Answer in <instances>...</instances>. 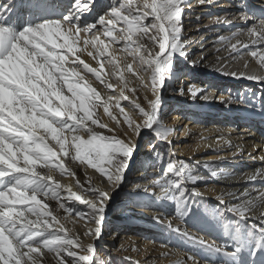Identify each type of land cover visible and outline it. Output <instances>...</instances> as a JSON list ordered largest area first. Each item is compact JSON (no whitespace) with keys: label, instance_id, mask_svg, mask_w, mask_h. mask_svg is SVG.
<instances>
[{"label":"snow or ice","instance_id":"obj_1","mask_svg":"<svg viewBox=\"0 0 264 264\" xmlns=\"http://www.w3.org/2000/svg\"><path fill=\"white\" fill-rule=\"evenodd\" d=\"M188 6L189 0L108 4L103 0H5L0 4V264H41L45 253L54 254L57 264H103L96 258L95 241L103 235L115 196L127 186L126 174L139 148L136 141L145 130L151 138L145 145L150 154L144 163L159 166L160 175L153 178L151 190L143 191L155 195L158 189L162 195L157 202L170 204L178 223L186 225L189 217L197 215L204 196L196 185L207 177L200 175L198 165L172 151L177 129L161 117L163 91L175 79L179 64L189 60L184 37ZM259 11L260 16L256 11L244 13L245 21L253 22L246 32L254 45L264 44V8ZM217 39L241 59L245 54L258 56L257 50L238 39L237 32ZM259 64L264 69V54L259 55ZM218 71L264 83V74L227 67ZM93 77L106 95L93 86ZM112 77L116 83L110 82ZM117 88L118 96L113 95ZM138 89L144 91L147 107L130 101V115L120 101L129 100V92L135 96ZM188 92L193 99L198 95L193 85ZM113 107L122 120L113 114ZM99 109L115 128L101 121ZM259 111L264 114V103ZM203 140L208 148L221 141L233 148L223 136L212 143ZM161 146L169 149L167 158ZM69 159L94 169L102 178L100 183L86 179L87 187L81 184L67 166ZM204 168L214 177L231 176L223 168L217 171L207 164ZM57 173L71 178L78 191L57 181ZM258 176L264 179V169L248 179ZM139 186L140 182L133 185ZM227 195L232 199L221 194L214 207L204 210L222 234V244L209 243L171 222L166 225L192 245V251L176 264H200L198 252L215 258L205 264H264V212L254 215L264 205V192ZM130 199L136 207L145 206L135 197ZM48 201H55L58 209L53 210ZM66 202H78L86 210H74ZM60 209L67 215H56ZM153 219L163 223L160 216ZM67 221L82 223V233L70 235ZM85 239L93 242L85 244ZM162 255L169 257V253Z\"/></svg>","mask_w":264,"mask_h":264},{"label":"bare ground","instance_id":"obj_2","mask_svg":"<svg viewBox=\"0 0 264 264\" xmlns=\"http://www.w3.org/2000/svg\"><path fill=\"white\" fill-rule=\"evenodd\" d=\"M11 2V0H8ZM5 0H0V4H4ZM214 4H217L215 6ZM203 7H209L207 9H202ZM264 8V0H209L206 4H200L199 0H195L189 3V6L185 8V18H184V27L186 25L193 26L186 33L184 31V37H188L189 40L186 41L188 44V54H191V59L189 58V67L192 71V76L183 80V86L181 85V90L178 93L184 95L183 91L188 92L189 85H193L198 90V95L193 99L190 95V98L187 100L180 99L181 106L177 107L180 113H177L173 117V123L171 127L176 126L177 134L173 137V150L177 154V157L187 160H195L200 162H218L228 165H236L234 172H228L227 167L223 168L226 174H231L230 178H226L225 175H221L220 178L212 179L213 183L221 184L223 187L215 188L214 190L210 187H198L197 189L202 192L204 195L211 196L216 200V197L224 194L225 198L231 200L232 198L227 195V193H236L237 195L249 192L256 194L262 192L261 188H255L251 186L253 183L258 186H264V179L257 177L256 180H249L248 177L260 169H264V114H262L259 109L261 104L264 103V83L259 81H251L245 78H233L231 76L223 75L218 69L222 67H227L230 71L237 72H247L254 73L257 75L264 74V69L261 68L259 64V55L264 54V44L254 45L251 43V39L247 35V28L253 23L252 21H245L244 13L248 11H256V15L260 16V9ZM198 13L201 12V15H190L188 12ZM185 20L187 22H185ZM202 22H206L203 23ZM258 23V21H257ZM189 26V27H190ZM233 32L238 33V39L242 43H247L250 48L257 50L258 56L256 58L251 57L250 55L245 54L241 59L235 53H231L228 45L221 44L217 45L219 36L230 37ZM236 40H232V43H235ZM219 44V43H218ZM225 48L224 51L220 49ZM247 53V49H242ZM119 55V54H118ZM86 62L92 64L94 67L98 65L91 60V58L83 55ZM131 60V57L128 58ZM185 61V62H188ZM245 63L248 64V67L245 68ZM194 65V66H193ZM203 72L206 74L208 83L202 84L201 80L205 77L198 76L194 70ZM109 71V69H107ZM126 77L131 79V74H126ZM107 79V77H106ZM93 80V86H97L98 90L102 92V95L107 94V90H104L102 86L98 85L97 82ZM224 83L227 87H240L245 96H248L249 107L242 106L241 103H229L227 106H223L225 101H229L230 97L225 96L220 88ZM110 82L113 83V81ZM214 85H218L214 87ZM119 89L114 94L118 93ZM128 94V93H127ZM171 95H176L172 93ZM262 99V103L256 102V97ZM130 96L129 98H131ZM137 97V95H135ZM174 97V96H173ZM207 97V99H205ZM170 99L167 96L162 97V103H166V100ZM172 99V98H171ZM215 99H218L217 102H214ZM244 100V99H243ZM126 101V100H123ZM218 105L220 102V107L223 110H228L230 113L227 117L220 110L219 112H210L208 115L201 120L199 115H193L189 118L192 113H198L199 108L195 105H208V103ZM127 103L130 104L128 100ZM252 103V104H251ZM260 106L259 109H253L257 105ZM204 107V106H203ZM225 112V111H224ZM133 114L131 111L129 112ZM224 115V116H223ZM234 119H232V118ZM103 121L112 126L111 121L103 114ZM169 123V122H168ZM224 137V140H231L233 148H228L223 141L219 144L212 143L217 137ZM203 138H207V143H212V147L208 148L207 144L204 142ZM137 143V141H136ZM236 146H239L237 148ZM242 148L243 151L240 152L239 149ZM149 150V149H148ZM233 152H237V155L233 156ZM141 153V150H140ZM145 152H142L143 154ZM244 162V163H242ZM241 163V164H240ZM84 171L87 172L86 167ZM144 176L147 177L148 172H143ZM156 173V172H155ZM142 177V175H141ZM235 178V179H232ZM55 179L62 184L73 186V190H77L75 182L71 178L61 177L58 173L55 176ZM152 180L149 182L150 190L152 189ZM214 184V185H215ZM145 187V186H144ZM149 189V188H148ZM156 192V190H155ZM264 192V191H263ZM145 193H152L143 192ZM159 196L162 193L159 191ZM141 195V194H140ZM168 205L167 202L164 203ZM163 207H167L165 205ZM264 212V205H261L256 208L254 215L259 216ZM142 214L145 217L152 218L154 221L155 216H160L164 225L171 222L173 227L179 226L181 229L186 228L190 234H196L201 236L205 241L211 243L215 241L218 244L224 242V238L220 233L209 234V233H200L194 228H191L188 224L178 223L177 219L173 215L167 214L164 211L156 210L153 208H146L140 211L139 215ZM128 211L119 212L116 215H112V218L120 220L127 217ZM71 219V218H70ZM78 225L83 227L82 223L66 225L67 228L71 229L69 234H75L78 231ZM126 228V226H124ZM105 241H107L108 247L112 246L110 243H115L119 238H117L118 231L111 227H105ZM128 230H130L128 228ZM169 235L167 247L161 248L159 243H153V241L148 243H141L139 238L136 236L128 237L122 235V239L126 240L131 247L141 248L144 251V257H160V264H176L177 261H182L185 259V252L192 251V245L187 243L179 242L180 240L171 239V235L176 238L179 237L177 233L167 231ZM158 237V236H155ZM172 237V238H173ZM121 239V240H122ZM170 239L172 241H170ZM186 240V239H185ZM106 249V248H105ZM112 250V249H109ZM164 253H169L167 259L163 258ZM104 257V255H103ZM159 259V258H158ZM197 259L200 264H205L206 260L215 259L214 257L209 256L204 252L197 253ZM158 262V263H159Z\"/></svg>","mask_w":264,"mask_h":264},{"label":"rangeland","instance_id":"obj_3","mask_svg":"<svg viewBox=\"0 0 264 264\" xmlns=\"http://www.w3.org/2000/svg\"><path fill=\"white\" fill-rule=\"evenodd\" d=\"M193 1H195V0H189V3L193 2ZM103 2L105 4H108L109 2H115V0H103ZM214 5L217 6V4H214ZM207 8H209V7H203L202 9L204 10ZM201 12L202 11H199L198 13L195 14V13L190 11L188 13L192 16L193 15L199 16V14H200V16H203V14L201 15ZM185 22H187V21L185 20ZM203 23H206V22H202V24ZM189 26L190 25H188V26L186 25V28L184 27L186 33L189 31V29L193 28V26H190V27ZM185 40L187 41V40H189V38L185 37ZM221 44H223V43H221L219 41L217 42V45H221ZM225 48L227 49L228 47L224 46L220 50L224 51ZM155 50L156 49L154 48L153 51H155ZM191 57H192L191 54H189L190 60H192ZM189 69H191L189 67V61L188 62H181L177 68L175 79L163 91V96H167L168 98L170 96V99L166 100V103H164V104L162 103L161 117L163 118L165 124L170 126V127L173 126L172 125V123H173L172 119H173L174 115L182 112V111H179L177 109V107L181 106V103H180L181 100L180 99L185 98L184 100H187L188 98H190V95L188 96V94L186 93L187 91L186 92L183 91L184 95L179 96V94H178L181 90L180 87L183 84V80L191 77L193 74L192 71L190 72ZM194 70L198 76L202 75L203 77H205V79L201 80V83L203 85L208 83L207 78H206V74H204L203 72L200 73V71H196L195 68H194ZM109 71H110V69H109ZM92 79H94V77ZM110 79H111V81H113V83H116V80L114 77H112ZM220 82H221V80H220ZM222 84L223 85L220 88H222V92L225 94V96L230 97V100H240V98H243L244 100H242L241 102H235V103H241L242 106L249 107V105H248L249 103L245 101V100H248V96L244 95V93L240 87H227L224 85V83H222ZM217 86L218 85H214V87H217ZM118 93H119V91H118ZM172 93H176V95H171ZM113 95L118 96L119 94L113 93ZM127 95L129 97L132 96L131 98H129V101L135 100L136 102L140 103L141 106L147 107V103L145 100V93L142 89L137 90V92H136L137 97L133 96V94L131 92H129ZM149 98H151V97H149ZM255 99H256V102H259V104L262 103V99H260L259 96L256 97ZM127 101L121 100L120 103L122 106H125V111L130 112V104L127 103ZM217 101H218V99L214 100V102H217ZM114 103H115V101H113V104ZM210 103H208V105H204V104L203 105L198 104V106L195 105V107L199 108V110H198L199 112L197 114L192 113L189 116V118L193 115H199L198 117L201 118V120H202L203 118H205L208 115V113H210V112L215 113V112H219L220 110L225 115V116L223 115L224 117H227V115H229L228 113H230V112L228 110H223L222 107H220V105H219L220 102L217 106L214 105L213 103L212 104H210ZM228 104L229 103H225V104H223V106H227ZM259 108H260V106L257 105L253 109L255 110V109H259ZM111 110L113 111L114 115H117L118 119L122 120V117L119 115L118 109L113 107ZM98 114L101 118V121L104 122L103 121V110L99 109ZM230 118H232V117H230ZM232 119H234V118H232ZM111 124H112L111 127H113V128L116 127L114 122L111 121ZM174 128L176 129V126H174ZM96 130L101 131L100 129H96ZM117 134H120L119 129H117ZM150 138L151 137H150L149 133L145 130L144 132H142L141 137L137 139V144H138L139 148H138V151H137L136 155L134 156V158L131 162L130 170L126 174L127 186L123 187V191H121L118 195L115 196L114 203L112 204V207H111V211L108 214V218L105 222L104 229H105V227L114 228L115 230L118 231L117 238H119L120 236H121V238H119L113 244L110 243V245H112V246L108 247L109 243H107V241L104 240L105 236L107 234L105 233V230H103L102 237L95 241V245H96V249H97L96 258L98 261H103V264H160V262L158 261V260H160V257H152V256L151 257H146V256L144 257L143 249L137 248V247H131L132 245H129V243L126 242V240L122 239V235H126L128 237H131V236L135 237L136 236V238L140 239V242L142 241L141 243H148L151 241H156V243H159V244L163 243L165 245H168V243H167L168 241H165V240H167L166 238L169 239L170 234H168V232H167L169 230L164 225L158 224L155 221H152V218L145 217L142 214L139 215L140 211H142L143 209L153 208L156 210L164 211L167 214L173 215V217H174V208L170 204L165 205L164 204L165 202H157V196H159V194H158L159 190L158 189H156L155 195H153L152 193H145V194L143 193L144 192L143 189H145V188L150 189V187H148V186H150L149 182L151 181V179L158 177L160 175V167L159 166L153 168V167H150L148 164L144 163L148 159V155L150 154V150L146 149V147H145L146 142ZM140 150H141V153L142 152H145V153L141 154ZM160 150L164 154L165 158H167L169 149L166 146H161ZM172 151H174L173 148H172ZM185 161L189 164H192V165H198L200 175L207 177V179L199 181V183L196 185L197 188L198 187H210V188H212V186H215V188L216 187L217 188L223 187V185H221V184L216 185L212 181V179H214V178H220L221 175H218L215 177L212 176L209 169L204 168L205 164L215 168L217 171H219V169H220L219 167L225 166V167H227L228 172H234L233 170L236 167V165H228V164L218 163V162H210L209 163V162L195 161V160H191V159H187ZM242 163H244V162H242ZM67 166L72 171L76 172L77 178L80 180L81 184H83L85 187H87V184L85 183L86 179L90 180V182L92 184H99L101 179H102L100 177V175L94 169H90L84 165H80L78 162L73 163V162H71L70 159L67 161ZM84 167H86L87 172L84 171L85 170ZM141 171L142 172H148L150 174H148L147 177L144 175H142V177H141ZM232 179H235V178H232ZM136 182H140L139 189H135L133 187V185ZM251 186H253L255 188H261L262 192L264 191V186H258L255 183H253ZM215 188H212V189L214 190ZM137 192H138V195H137ZM258 193H261V192H258ZM253 195H255V194H253ZM203 196H204L203 203L200 206V208L196 210L197 215L195 217H189L187 219V224L191 228H194L197 231H199L200 233H209V234L218 233L219 231L204 216V210L214 207L217 204V201L211 196H207L204 194H203ZM130 197H135L137 201L142 202L145 206L142 208L134 206L133 203L131 202ZM48 203L53 210L58 209V205L56 204L55 201H48ZM163 204L167 207H163L162 206ZM66 206L72 207L74 210H86L84 208V206L80 205L78 202H74L71 204H68L66 202ZM122 211H128L129 215L125 218L120 219V220H116V218L111 219L112 215H116ZM55 214L58 216L67 215L66 213H64V211L62 209L55 211ZM65 224L69 226L72 223L70 221H67V222H65ZM124 226H126V228ZM128 228L130 230H128ZM77 229L79 232L82 233L83 227H80L78 225ZM220 235L222 236L221 233H220ZM155 236H158V237H155ZM175 236L177 237V235H175ZM175 236L173 237L171 235L170 237H171V239H175L176 241L180 240L179 242H182V243L184 242V243H187L188 245H191V243L188 242L187 240H185V238L182 237L179 239V238H176ZM178 236L180 237V235H178ZM171 239H170V241H172ZM92 242L93 241H91V240H87V239L84 240L85 244L92 243ZM109 249H112V250H109ZM103 255H104V257H103ZM41 264H57V260H56L55 255L50 254V253H45Z\"/></svg>","mask_w":264,"mask_h":264}]
</instances>
